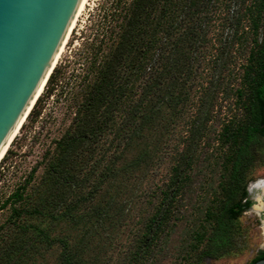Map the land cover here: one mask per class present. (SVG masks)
I'll use <instances>...</instances> for the list:
<instances>
[{
	"label": "trees",
	"instance_id": "16d2710c",
	"mask_svg": "<svg viewBox=\"0 0 264 264\" xmlns=\"http://www.w3.org/2000/svg\"><path fill=\"white\" fill-rule=\"evenodd\" d=\"M101 19L106 32L41 181L0 207H12L0 264H159L194 170L222 159L176 254L178 264L219 259L264 146V0H112ZM262 259L264 250L250 264Z\"/></svg>",
	"mask_w": 264,
	"mask_h": 264
},
{
	"label": "rangeland",
	"instance_id": "374dc122",
	"mask_svg": "<svg viewBox=\"0 0 264 264\" xmlns=\"http://www.w3.org/2000/svg\"><path fill=\"white\" fill-rule=\"evenodd\" d=\"M111 1L87 0L54 67L57 71L56 86L49 92L46 83L37 99L39 102L36 101V114L30 117L28 115L0 161V207L23 185H26L28 191L32 185L35 186L41 181L45 169V157L54 150L55 141L61 138L74 117L76 92L94 53L95 46H92V43L96 45L102 33L106 32L105 26L108 25V20L103 21L101 17L103 10L108 8ZM96 31L98 35L95 37ZM223 103L226 105L225 103L230 101ZM221 161L222 159L218 161L216 167L206 166L200 162L194 170V180L184 198L182 208L185 219L177 221L178 225L175 226L169 248L159 264H178L176 254L180 248L181 233L194 223L198 225V221H195L197 216L202 219L205 206L211 198L210 185L214 188L220 181L223 169L219 166ZM166 167L168 165L163 164L159 168L154 182L160 183L162 177L165 179ZM211 169H215V173L210 175ZM262 181H264V146L257 151L249 175L246 189V200L249 205L244 203L245 207L233 222L232 235L235 240L231 250L219 259L205 260L204 264H250L258 252L264 250V187H259ZM11 208L7 205L0 210V231L11 215ZM198 209L201 212L196 215ZM26 223L38 225L39 221L31 219Z\"/></svg>",
	"mask_w": 264,
	"mask_h": 264
},
{
	"label": "water",
	"instance_id": "95a60500",
	"mask_svg": "<svg viewBox=\"0 0 264 264\" xmlns=\"http://www.w3.org/2000/svg\"><path fill=\"white\" fill-rule=\"evenodd\" d=\"M84 2L0 0V158L42 93Z\"/></svg>",
	"mask_w": 264,
	"mask_h": 264
},
{
	"label": "bare ground",
	"instance_id": "6f19581e",
	"mask_svg": "<svg viewBox=\"0 0 264 264\" xmlns=\"http://www.w3.org/2000/svg\"><path fill=\"white\" fill-rule=\"evenodd\" d=\"M86 3H87V0H85L84 4H83V6H82V8H81V10H80V12H79V14H78L76 20H75V22H74V24H73V26H72V28H71V30H70V33H71V31L73 30V28L75 27L76 21H77L78 17L80 16L81 12L83 11V9H84ZM70 33H69V35H70ZM69 35H68V37H67V39H66V41H65V43H64V45H63V47H62V49H61V51H60V53H59V55H58V57H57V59H56V61H55L54 63H57L58 59H60L59 57H60V55H61V53H62V51H63V49H64V46H65V44H66V42H67V40H68V38H69ZM19 130H20V128H19ZM19 130H17V132H16V134L14 135V137L18 134V131H19ZM14 137L12 138L11 142L13 141ZM11 142H10V143H11ZM10 143H9V145H10ZM9 145L7 146V148H6V150L4 151L3 155L1 156L0 161H1L2 158L5 156V154H6L7 150H8V148H9ZM259 187H261V188L264 187V181H262L261 183H259Z\"/></svg>",
	"mask_w": 264,
	"mask_h": 264
}]
</instances>
